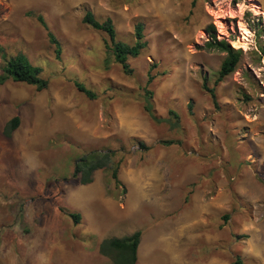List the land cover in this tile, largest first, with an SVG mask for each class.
<instances>
[{"label":"rangeland","instance_id":"obj_1","mask_svg":"<svg viewBox=\"0 0 264 264\" xmlns=\"http://www.w3.org/2000/svg\"><path fill=\"white\" fill-rule=\"evenodd\" d=\"M87 11L130 44L144 24L147 48L130 58L131 74L106 49L108 35L83 23ZM211 25L243 51L216 87L218 108L204 84L214 87L226 55L209 49ZM261 47L264 0H0V72L4 55L22 53L49 81L0 85V264H113L101 242L137 231L136 264H264ZM93 150L118 153L83 185L75 166Z\"/></svg>","mask_w":264,"mask_h":264},{"label":"trees","instance_id":"obj_2","mask_svg":"<svg viewBox=\"0 0 264 264\" xmlns=\"http://www.w3.org/2000/svg\"><path fill=\"white\" fill-rule=\"evenodd\" d=\"M37 19L41 22L43 27L47 30L50 42L56 47L57 59L60 58L62 53V47L54 35L49 29L47 23L42 16H38ZM83 23L92 27L94 30L104 32L108 35L109 40L106 41V49L112 52L115 62L121 65L123 71L127 74H131L133 70L130 68V58L139 57L147 48V42L145 41V27L144 24L139 22L135 25L134 29V43L130 44L117 39V31L115 25L111 19L105 21H99L91 11H87L83 17ZM212 33L213 40L209 42V49H216L225 53V59L221 64V68L216 74L214 80V87H209L208 83L204 84V89L210 94L213 104L216 108L219 107L218 96L216 87L220 85L228 76L233 74L239 66L243 51L241 49L234 48L231 44L224 40H217L214 36L215 27L211 25L209 27ZM260 53L264 56V48H260ZM5 60L4 66L0 72V85L4 84L8 80L14 82L25 83L27 85L35 86L38 90H44L49 86V81L43 78L44 70L42 67L35 65L25 54H18L16 56L7 58L3 56ZM155 76L150 72L147 80V87L154 81ZM76 87L84 93L89 99L97 98V95L92 90L86 88V86L78 81H75ZM146 92L145 110L148 114L157 122L160 119L157 118L153 108V92L148 88ZM192 107V105H190ZM172 115H176L171 112ZM177 117V115H176ZM20 118L14 117L5 128V136L11 137L13 132L18 128ZM139 143V148L142 150H149L143 142ZM175 142L164 141L163 145H172ZM116 151H104L93 150L83 156H81L75 166L74 176L80 175L81 183L83 185L90 184L93 181V175L100 169L110 167L111 162L116 156ZM128 155H124L122 160L126 159ZM125 161V160H124ZM119 165H117L112 172V178L117 186H121L122 183L118 178ZM73 221L78 224L80 222V214H70ZM229 216H225V220H228ZM141 231H137L131 235L124 237H114L105 239L99 246V252L101 255L109 258L113 264H136L138 261V248L141 241ZM232 264H245L241 258H237Z\"/></svg>","mask_w":264,"mask_h":264}]
</instances>
